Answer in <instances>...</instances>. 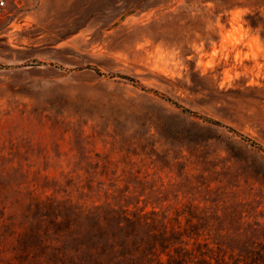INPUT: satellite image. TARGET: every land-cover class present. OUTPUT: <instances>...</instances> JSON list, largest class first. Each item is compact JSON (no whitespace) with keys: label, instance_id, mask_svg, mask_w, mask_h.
<instances>
[{"label":"rangeland","instance_id":"374dc122","mask_svg":"<svg viewBox=\"0 0 264 264\" xmlns=\"http://www.w3.org/2000/svg\"><path fill=\"white\" fill-rule=\"evenodd\" d=\"M124 209L264 239V0L0 3V264H135Z\"/></svg>","mask_w":264,"mask_h":264},{"label":"trees","instance_id":"16d2710c","mask_svg":"<svg viewBox=\"0 0 264 264\" xmlns=\"http://www.w3.org/2000/svg\"><path fill=\"white\" fill-rule=\"evenodd\" d=\"M122 218L131 226L132 236L140 237L130 240L137 250L135 264H264V239L243 246L201 240L191 218L181 225L155 210L124 209Z\"/></svg>","mask_w":264,"mask_h":264},{"label":"built area","instance_id":"2783aa9c","mask_svg":"<svg viewBox=\"0 0 264 264\" xmlns=\"http://www.w3.org/2000/svg\"><path fill=\"white\" fill-rule=\"evenodd\" d=\"M0 1H1L0 3L2 4L3 3V0H0Z\"/></svg>","mask_w":264,"mask_h":264}]
</instances>
